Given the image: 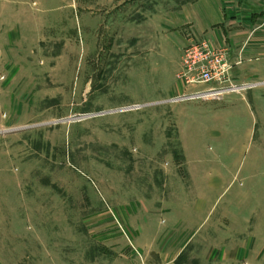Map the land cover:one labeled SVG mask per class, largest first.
Returning <instances> with one entry per match:
<instances>
[{
	"label": "rangeland",
	"instance_id": "1",
	"mask_svg": "<svg viewBox=\"0 0 264 264\" xmlns=\"http://www.w3.org/2000/svg\"><path fill=\"white\" fill-rule=\"evenodd\" d=\"M191 1L0 0V37H39L23 63L2 49L0 264H111L131 205L166 197L190 156L233 165L230 191L264 179V68L217 99L171 101L190 91L188 41L164 22Z\"/></svg>",
	"mask_w": 264,
	"mask_h": 264
},
{
	"label": "crops",
	"instance_id": "2",
	"mask_svg": "<svg viewBox=\"0 0 264 264\" xmlns=\"http://www.w3.org/2000/svg\"><path fill=\"white\" fill-rule=\"evenodd\" d=\"M171 20L165 28L174 30L182 46L193 39L227 48L232 81L252 82L264 68V0H193L180 5ZM8 41L20 49L23 63L39 37H0V65ZM177 59L178 69L181 56ZM5 74L0 66V79ZM189 159L169 173L166 197L131 205L128 243L109 247L111 264H132L130 245L140 254L137 264H264V179L244 177L247 184L230 191L237 174L233 165Z\"/></svg>",
	"mask_w": 264,
	"mask_h": 264
},
{
	"label": "built area",
	"instance_id": "3",
	"mask_svg": "<svg viewBox=\"0 0 264 264\" xmlns=\"http://www.w3.org/2000/svg\"><path fill=\"white\" fill-rule=\"evenodd\" d=\"M228 49H215L204 40H188L182 50L177 78L190 89L183 100H209L234 91ZM238 89V88H236Z\"/></svg>",
	"mask_w": 264,
	"mask_h": 264
},
{
	"label": "water",
	"instance_id": "4",
	"mask_svg": "<svg viewBox=\"0 0 264 264\" xmlns=\"http://www.w3.org/2000/svg\"><path fill=\"white\" fill-rule=\"evenodd\" d=\"M180 100H183L182 98H177V99H173L171 101H180ZM139 106H134V107H131V108H128V109H134V108H138ZM125 110V109H124ZM17 130H20V129H15V130H9V131H4L3 133H11V132H14V131H17Z\"/></svg>",
	"mask_w": 264,
	"mask_h": 264
},
{
	"label": "bare ground",
	"instance_id": "5",
	"mask_svg": "<svg viewBox=\"0 0 264 264\" xmlns=\"http://www.w3.org/2000/svg\"><path fill=\"white\" fill-rule=\"evenodd\" d=\"M240 89H243V88H238L237 90H235V91H239Z\"/></svg>",
	"mask_w": 264,
	"mask_h": 264
}]
</instances>
